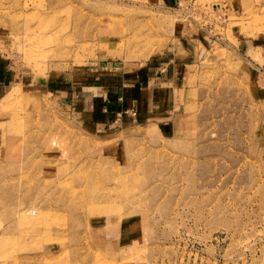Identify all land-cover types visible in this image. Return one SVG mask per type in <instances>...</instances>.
Segmentation results:
<instances>
[{
	"label": "rangeland",
	"instance_id": "obj_1",
	"mask_svg": "<svg viewBox=\"0 0 264 264\" xmlns=\"http://www.w3.org/2000/svg\"><path fill=\"white\" fill-rule=\"evenodd\" d=\"M258 34L264 0H0V264H264ZM195 35L157 118L101 113Z\"/></svg>",
	"mask_w": 264,
	"mask_h": 264
},
{
	"label": "crops",
	"instance_id": "obj_2",
	"mask_svg": "<svg viewBox=\"0 0 264 264\" xmlns=\"http://www.w3.org/2000/svg\"><path fill=\"white\" fill-rule=\"evenodd\" d=\"M174 2V0H173ZM237 5V6H236ZM235 9H238V3H236ZM245 24V23H244ZM240 32V26H235L231 30V32L234 34L235 32ZM234 36V35H233ZM195 37H197L195 35ZM189 38L184 36L183 38V47L182 53L183 56L182 58H175V56H167V57H161L153 61H149L145 66L141 65H135L131 66L128 68H119V70L122 72V75L127 76V77H136V79L133 80L130 84H122V86H131L132 87V92L135 93L137 92L138 97L135 100L137 104L133 100H126L124 97L125 93L123 92V88L119 86H114V83H111L107 85H102V86H96L94 88H97L98 93L95 95L98 101L100 102V111L101 113H109V112H117L118 115H121V113L118 112H123L125 114H129V111L133 109L134 105L135 110L139 112L137 115L140 117L141 115L145 116L147 120H150L152 118H157L158 114L156 111L158 110V107L155 108V105L157 106L156 102V96L159 92L165 93L166 91L164 89L169 88L174 85V81L177 80L178 78H186L189 76L188 74V67L190 66L191 62H199L202 57V50H203V41L201 38ZM191 41L193 45L191 46ZM236 43L238 46L242 48L245 54V49L247 53H250V55H256L257 58L263 57L262 51H264V35H254V36H237ZM191 47V48H190ZM192 49V54L196 52V49H199V52L201 55H198V58H195V55H190L191 52L188 49ZM239 56H241L238 52L236 53ZM237 56V55H236ZM241 58L243 60L242 64H245V57ZM264 59V58H263ZM197 60V61H196ZM203 60V59H202ZM180 62H184L181 64ZM185 64V65H184ZM136 72V74H134ZM138 77V78H137ZM6 78L5 76V67L4 64L0 61V82L2 83L3 80ZM109 85V86H108ZM163 87L162 89H160ZM169 90H167L166 95L169 96ZM124 93V95H123ZM183 93V89H181V92ZM96 99V100H97ZM181 101L178 102V106L182 105L183 100L180 99ZM132 101V102H131ZM133 105V106H132ZM132 106V107H131ZM141 107V109L139 108ZM168 106H163L162 109L166 108ZM145 108L144 110H142ZM141 110L146 113H140ZM169 113V109H167ZM145 114V115H144ZM168 115V114H167ZM122 116V115H121ZM164 117L167 119V124L168 127L170 128L171 123V117L170 115L166 116V114L160 115V117Z\"/></svg>",
	"mask_w": 264,
	"mask_h": 264
},
{
	"label": "bare ground",
	"instance_id": "obj_3",
	"mask_svg": "<svg viewBox=\"0 0 264 264\" xmlns=\"http://www.w3.org/2000/svg\"><path fill=\"white\" fill-rule=\"evenodd\" d=\"M29 210H31V209H29ZM29 210H28V211H29ZM34 210H35V209H33V211H34ZM28 211H27V213H26V211H25V212L23 211V212L27 215V214H28ZM31 211H32V210H31ZM23 212H22V213H23ZM34 212H35V211H34ZM37 213H39V212L37 211Z\"/></svg>",
	"mask_w": 264,
	"mask_h": 264
}]
</instances>
